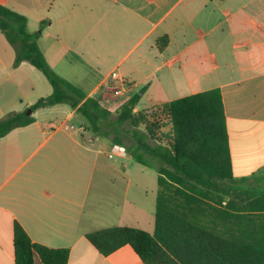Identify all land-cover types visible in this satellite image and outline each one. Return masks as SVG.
Returning <instances> with one entry per match:
<instances>
[{
	"label": "crops",
	"instance_id": "0c3cea01",
	"mask_svg": "<svg viewBox=\"0 0 264 264\" xmlns=\"http://www.w3.org/2000/svg\"><path fill=\"white\" fill-rule=\"evenodd\" d=\"M0 4L27 17L29 32L39 34L38 45L57 74L113 114L140 93L139 104L147 102L148 110L220 89L234 171L229 186L264 191V0ZM162 37L168 43L161 49ZM15 59L0 31V121L53 92L39 70L28 62L15 67ZM114 72L129 84L121 97L109 90ZM138 105L136 112L143 110ZM31 116L33 123L0 138V264H15L16 223L35 244L69 249L68 264H144L129 246L105 257L86 235L135 227L129 223L135 212L145 216L148 200L135 187L151 168L130 156L108 159L113 144L88 130L67 104ZM35 264H42L38 257Z\"/></svg>",
	"mask_w": 264,
	"mask_h": 264
},
{
	"label": "trees",
	"instance_id": "16d2710c",
	"mask_svg": "<svg viewBox=\"0 0 264 264\" xmlns=\"http://www.w3.org/2000/svg\"><path fill=\"white\" fill-rule=\"evenodd\" d=\"M0 31L15 49V67L30 63L53 88L29 108L32 114L67 104L86 120L88 130L124 146L136 163L157 172L154 233L113 227L87 234L100 254L107 257L129 246L144 264H264V191L229 186L234 171L220 89L136 112L140 93L113 114L51 68L27 17L0 4ZM167 43V37L158 40L161 49ZM26 112L1 120L0 138L33 123ZM164 123L171 125L168 137H160ZM14 251L15 264H35L36 257L42 264H68L70 258L69 249L33 243L17 223Z\"/></svg>",
	"mask_w": 264,
	"mask_h": 264
},
{
	"label": "rangeland",
	"instance_id": "374dc122",
	"mask_svg": "<svg viewBox=\"0 0 264 264\" xmlns=\"http://www.w3.org/2000/svg\"><path fill=\"white\" fill-rule=\"evenodd\" d=\"M147 106H148L147 102H142L138 105L140 109H143L140 111H146L147 109H144V108H146ZM151 109L149 108V110ZM171 132H172L171 125L169 123H164V127L162 128L160 132V137H162V135H166L168 137ZM159 142L162 144H167V139L160 138ZM134 165L136 168H139V169L141 168V166L139 165L137 166V164H134ZM144 172L145 173L143 177L144 178L143 183H140L137 185V187H135L136 189L135 193H141V191H144V194L145 195L147 194L146 197L148 198V200L144 202L146 214L143 218H138V217H135L137 215L135 212L134 221H131L129 223L130 224L129 226H135V227L138 226L139 229L153 234L155 230L156 197H157V192L159 189L157 185V172L154 169H146ZM137 220H140V221H137ZM136 221L138 223H136Z\"/></svg>",
	"mask_w": 264,
	"mask_h": 264
},
{
	"label": "built area",
	"instance_id": "2783aa9c",
	"mask_svg": "<svg viewBox=\"0 0 264 264\" xmlns=\"http://www.w3.org/2000/svg\"><path fill=\"white\" fill-rule=\"evenodd\" d=\"M109 90L112 92L114 97L123 96L129 88L127 81L121 77L118 73L114 72L108 78ZM70 129V127H66ZM128 151L124 146L113 144L107 153L108 159L112 161H118L126 159L128 157Z\"/></svg>",
	"mask_w": 264,
	"mask_h": 264
},
{
	"label": "water",
	"instance_id": "95a60500",
	"mask_svg": "<svg viewBox=\"0 0 264 264\" xmlns=\"http://www.w3.org/2000/svg\"><path fill=\"white\" fill-rule=\"evenodd\" d=\"M32 114V110L31 109H28V111L26 112V115L27 116H30Z\"/></svg>",
	"mask_w": 264,
	"mask_h": 264
}]
</instances>
